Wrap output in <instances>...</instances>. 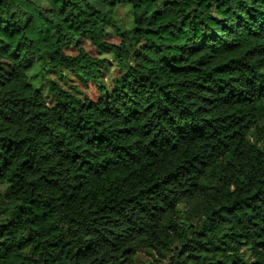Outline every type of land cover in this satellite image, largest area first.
I'll use <instances>...</instances> for the list:
<instances>
[{
	"label": "trees",
	"instance_id": "1",
	"mask_svg": "<svg viewBox=\"0 0 264 264\" xmlns=\"http://www.w3.org/2000/svg\"><path fill=\"white\" fill-rule=\"evenodd\" d=\"M123 5L127 45L103 28ZM83 44L122 72L94 100L67 84L106 61ZM173 240L171 264H264V0H0V264Z\"/></svg>",
	"mask_w": 264,
	"mask_h": 264
},
{
	"label": "rangeland",
	"instance_id": "2",
	"mask_svg": "<svg viewBox=\"0 0 264 264\" xmlns=\"http://www.w3.org/2000/svg\"><path fill=\"white\" fill-rule=\"evenodd\" d=\"M131 27V15L128 11V7L118 6L113 15V23L104 24V30L110 34L108 40L114 43H123L127 45L129 43V39L127 37L129 29ZM85 50H87L91 56H97L100 58H104L106 61L98 68L97 72V82H88L85 86L78 84L76 81L68 82V85H79L80 91H82L88 98L94 100L97 98V85L105 88L106 90H110L114 83L120 79L122 74L121 68L117 65V63L112 59V57L108 54L96 52L98 50L92 49L86 44L82 45ZM31 82L34 86L40 88L42 93H47L48 85L50 81L54 80L59 84H62L60 80V76L54 74L52 72H47L41 70V67L36 66L28 73ZM64 75V73H63ZM67 85V86H68ZM67 86L66 89H67ZM189 207L186 205H180L179 210L177 212L178 219L180 218L181 223H186L185 217L188 214ZM193 225L198 226V222L196 220L191 221ZM189 222V223H191ZM186 223V224H189ZM181 249V240H173L170 248L165 251L164 256L161 257L158 254H155L152 250L147 249L143 246L137 245L135 251L132 255L133 264H171L174 261V256Z\"/></svg>",
	"mask_w": 264,
	"mask_h": 264
}]
</instances>
